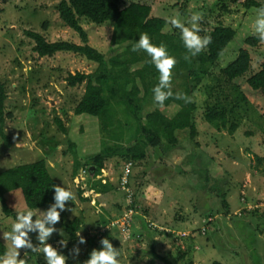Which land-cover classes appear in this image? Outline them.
Listing matches in <instances>:
<instances>
[{
	"label": "rangeland",
	"instance_id": "obj_1",
	"mask_svg": "<svg viewBox=\"0 0 264 264\" xmlns=\"http://www.w3.org/2000/svg\"><path fill=\"white\" fill-rule=\"evenodd\" d=\"M61 1L0 3V81L6 88L5 105L11 115L6 131L13 140V146L5 149L0 139V172L45 159L57 185L70 187L75 193L76 199L66 202L67 210L61 212V220L55 225L68 240L62 250L68 256L67 264H83L87 259L85 253L94 248L90 245L94 236L98 237V249L102 237L120 249V264H167L153 257V248L169 264H212L214 261L264 264V169L255 159L264 156V94L252 90L247 85V77L235 81L248 100L247 105H241L236 111L241 116V124L233 135L211 127L203 119L206 105L220 102L219 106L232 108L236 92L233 84L225 83L222 69L237 58L241 49L252 56L251 73L264 60V42L257 47L246 43L247 38L256 36L257 9H246L245 0H133L152 6L156 17L168 20L179 15L186 26L194 12L203 13L202 36L209 35L221 24L236 31L217 64L207 65L214 76L203 77L198 91L191 96L198 105L197 137L192 140L189 130L176 131V144L166 150L167 139L163 133L158 136L164 144L155 147L141 132L140 124L146 125L145 118L155 105L145 106L139 118L133 109L111 101L113 110L110 109L115 112H112L110 127L100 117L75 116L74 109L84 94L85 84L71 88L65 79L70 73H92L97 65L72 53L41 58L33 51L35 42L25 34L33 31L48 42L81 44L77 33L59 17L57 7ZM257 1L264 4V0ZM128 3L126 0L125 4ZM221 6H226L230 13H223ZM82 22L89 32L90 45L106 56L112 49L116 53L130 46L127 43L119 50L111 47V26L92 27ZM165 31L181 37L180 30L170 23ZM140 67L137 65L132 71ZM178 77L181 82L184 75ZM178 110L180 107L172 104L164 112L171 116ZM57 120L63 123L68 134L60 130ZM68 141L76 145L81 161L75 178V149L69 151ZM137 144L145 149L147 156L132 167L131 191L135 193L137 209H133L130 231L124 232L123 218L131 217L127 209L132 204L118 181L125 171L126 150ZM102 153L106 154L104 170L94 175L93 166L87 160ZM102 186L110 189L104 193L99 189ZM78 190H83L82 196L87 201H81ZM223 197L229 204L228 212L222 205ZM8 205L15 213L29 209L21 191L9 197ZM77 217L82 219L78 233L86 239L85 244L72 241L63 228L64 222ZM14 222L0 207V241L7 247L9 242L4 241L3 233L10 231ZM155 228L163 233H155ZM29 235L33 244L38 245V233ZM58 239H64L59 231L47 243L55 244L60 250ZM74 246L80 249L78 256L72 253ZM25 251L29 253L28 264H46L43 254H32L26 249L20 250V258H24Z\"/></svg>",
	"mask_w": 264,
	"mask_h": 264
},
{
	"label": "trees",
	"instance_id": "obj_2",
	"mask_svg": "<svg viewBox=\"0 0 264 264\" xmlns=\"http://www.w3.org/2000/svg\"><path fill=\"white\" fill-rule=\"evenodd\" d=\"M8 1L0 0V3L6 4ZM125 1L62 0L57 7L59 17L66 27L77 33L81 44L69 41L48 42L43 35L33 31H27L25 34L35 42L33 51L41 58L53 57L57 53H72L97 65V68L92 73H70L65 79L66 85L71 88L85 84L84 94L74 109L75 116L89 115L95 118L100 117L103 119L104 125L110 127L113 125L112 112H115L112 111L111 101L133 109L134 115L139 118L145 106L155 105L156 108L145 118L146 125L140 124L142 126L141 132L143 135L146 134L145 137H148L150 144L155 147L164 144L160 136H158L159 133H163L167 139L166 150H170L169 148L177 142L176 131L189 130L192 140L197 137L195 113L198 111V105L194 101L186 103L184 100L176 99L175 95L169 98L163 107L158 105L153 99V88L158 84L159 73L151 63V58L143 50L133 51V46L142 33H147L154 44L158 45L161 42L166 44L169 53L174 55L178 61L173 70L172 91L174 94H186L191 97L194 92L198 91L203 77L211 78V76H214L207 65L217 64L226 48L234 40L236 31L222 24L217 26L209 34L212 42L207 46L206 51L204 50L198 56L191 57L190 60H185L184 57L188 53L183 41L175 33L165 31L168 26L166 19L154 16L152 6L148 4L133 0H128L129 3L125 4ZM243 5L246 9L264 7V4L257 0H245ZM220 10L223 13H230L226 6H221ZM82 21L91 24L92 27L111 26V47L118 49L127 43L130 46L124 47L122 50L118 49L119 52L117 51L116 53L112 49L110 51L111 54L106 56L105 53L90 45L89 32L82 26ZM246 43L257 47L263 42L256 35L247 38ZM137 65L141 67L132 71L133 67ZM251 68L252 56L250 52L246 49H241L237 58L222 69L225 83L228 85L233 84L232 89L236 94H234L230 110L224 106H219L218 103L220 102L210 106L206 105L203 119L211 127L219 131H227L231 135L235 134L239 129L241 116L236 111L239 110L241 105H247L248 98L241 91L240 86L235 83L236 80L247 77V85L252 90L261 91L264 94V60L256 72L251 73ZM248 73L250 74L248 75ZM179 74L184 75L181 82L178 77ZM7 98L5 85L0 81V139L2 140L3 148L10 149L13 146V140L6 131L7 120L11 117L6 110ZM172 104L178 105L180 110L171 116H167L164 111ZM57 123L60 130L68 134L63 123L60 120H57ZM68 142L69 151L72 152L76 145L70 141ZM122 154L124 157V152ZM126 154L127 163L124 165L130 163L132 167L137 162L143 161L147 156L145 149L140 144L127 149ZM105 156L106 154L102 153L87 160L89 166L94 167L92 174L98 175L101 170H104ZM74 157L75 168L73 175L75 178L79 174L81 167V161L77 156L76 149L74 150ZM255 159L259 166L263 164V167H261L264 169V156H256ZM132 180L133 178L130 174L128 186H132ZM54 185H57V183L50 175L45 159H39L30 164L16 165L0 172V207L3 214L6 217H13L14 221L16 220L17 213L9 207L8 199L17 191H21L25 204L29 209L37 210L49 207L50 204L54 203ZM120 185L119 178L118 186ZM101 188L104 193L110 189L109 186H102ZM78 192L81 201H87V198L82 196L83 190H78ZM134 194L130 208L136 210ZM222 205L228 212L230 208L225 197H223ZM104 225L106 224L104 223ZM81 226L82 219L78 217L63 223V228L68 238L74 242H78L76 235L81 230ZM154 232L163 233L157 228H155ZM97 239L98 237L94 236L90 240V245L94 246V248L96 247V249H98V246H96ZM61 240L58 239L57 242ZM51 245L55 247V244ZM60 248L58 250L62 252L64 247L61 246ZM6 250L7 246L0 241V255H3ZM91 251L92 249H89L85 253L87 259ZM152 253L155 259H160L164 263L169 264L168 261L155 252L154 248ZM212 264L223 263L214 261Z\"/></svg>",
	"mask_w": 264,
	"mask_h": 264
},
{
	"label": "clouds",
	"instance_id": "obj_3",
	"mask_svg": "<svg viewBox=\"0 0 264 264\" xmlns=\"http://www.w3.org/2000/svg\"><path fill=\"white\" fill-rule=\"evenodd\" d=\"M203 18V13L194 12L188 21L189 26H186L179 15L168 17L167 22L180 30L183 45L188 53L184 57L185 60L198 56L212 42L211 36L200 35L202 30L200 22ZM255 34L264 42V7L256 10ZM139 50H143L151 58V63L159 73L158 84L153 88V99L158 105L163 107L174 95L176 99L184 100L186 103L192 102V98L186 94H174L172 91L173 70L178 61L169 53L166 44L163 42L154 44L147 33H142L133 46V51ZM53 189L54 203L50 204L47 210L36 212L28 209L17 213L11 230L3 233L4 241L9 243L6 252L0 255V264H28L29 253L25 251L24 258H20L21 249L30 250L32 254H43L46 264H67L68 256L47 241L53 233L59 231L64 237L59 243L62 247H67L68 240L65 233L62 229L58 230L55 225L61 220V212L67 210L66 202L75 200L76 196L70 187L54 185ZM29 233H38V245L33 244ZM76 236L79 238L78 244L86 243V239L80 233ZM100 245L99 249H92L89 258L83 264H120V249L114 247L107 237L101 238ZM79 252V247L74 246L72 253L78 256Z\"/></svg>",
	"mask_w": 264,
	"mask_h": 264
},
{
	"label": "built area",
	"instance_id": "obj_4",
	"mask_svg": "<svg viewBox=\"0 0 264 264\" xmlns=\"http://www.w3.org/2000/svg\"><path fill=\"white\" fill-rule=\"evenodd\" d=\"M131 167L132 165L130 163L126 164L125 165V171L124 173L121 175V178H120V182H121V189L123 191H125L126 195H127V198L128 200H131L130 204L132 203V198H133V192L131 191V186H128V183H129V177H130V174H131ZM103 183H105V181H103ZM127 212L131 214V217L130 215L128 216L129 219H130V222L129 224H127V222L129 221V219L127 220L126 217H124V222L122 223V227H125V230L124 232H128L130 231V228H131V221H132V215L134 214V211L132 208H128L127 209Z\"/></svg>",
	"mask_w": 264,
	"mask_h": 264
},
{
	"label": "crops",
	"instance_id": "obj_5",
	"mask_svg": "<svg viewBox=\"0 0 264 264\" xmlns=\"http://www.w3.org/2000/svg\"><path fill=\"white\" fill-rule=\"evenodd\" d=\"M132 184H133V180H132ZM99 189L103 190L101 187H99Z\"/></svg>",
	"mask_w": 264,
	"mask_h": 264
},
{
	"label": "water",
	"instance_id": "obj_6",
	"mask_svg": "<svg viewBox=\"0 0 264 264\" xmlns=\"http://www.w3.org/2000/svg\"><path fill=\"white\" fill-rule=\"evenodd\" d=\"M93 170H94V167L91 168V171H93Z\"/></svg>",
	"mask_w": 264,
	"mask_h": 264
}]
</instances>
